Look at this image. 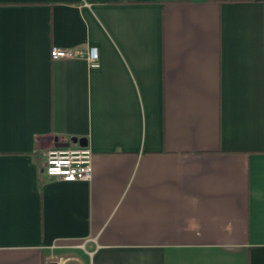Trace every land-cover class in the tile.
<instances>
[{
    "label": "crops",
    "instance_id": "obj_1",
    "mask_svg": "<svg viewBox=\"0 0 264 264\" xmlns=\"http://www.w3.org/2000/svg\"><path fill=\"white\" fill-rule=\"evenodd\" d=\"M49 260L264 264V0H0V264Z\"/></svg>",
    "mask_w": 264,
    "mask_h": 264
},
{
    "label": "built area",
    "instance_id": "obj_2",
    "mask_svg": "<svg viewBox=\"0 0 264 264\" xmlns=\"http://www.w3.org/2000/svg\"><path fill=\"white\" fill-rule=\"evenodd\" d=\"M50 55L52 60L86 58L91 68L100 67V55L96 46H91L86 52L53 47ZM43 173L67 183L88 182L93 176L92 150L80 144L53 148L47 152ZM45 264L62 263L49 260Z\"/></svg>",
    "mask_w": 264,
    "mask_h": 264
},
{
    "label": "water",
    "instance_id": "obj_3",
    "mask_svg": "<svg viewBox=\"0 0 264 264\" xmlns=\"http://www.w3.org/2000/svg\"><path fill=\"white\" fill-rule=\"evenodd\" d=\"M73 143H79L80 145H82V146H85V142H83L82 140H80V141H78L77 139H74L73 140ZM70 146V143H63V144H61L59 147H69Z\"/></svg>",
    "mask_w": 264,
    "mask_h": 264
}]
</instances>
